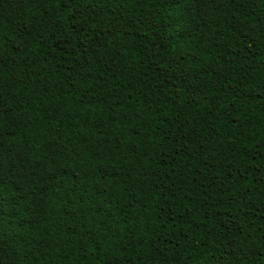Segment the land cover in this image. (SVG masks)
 I'll list each match as a JSON object with an SVG mask.
<instances>
[{"label": "trees", "instance_id": "16d2710c", "mask_svg": "<svg viewBox=\"0 0 264 264\" xmlns=\"http://www.w3.org/2000/svg\"><path fill=\"white\" fill-rule=\"evenodd\" d=\"M0 264H264V0H0Z\"/></svg>", "mask_w": 264, "mask_h": 264}]
</instances>
